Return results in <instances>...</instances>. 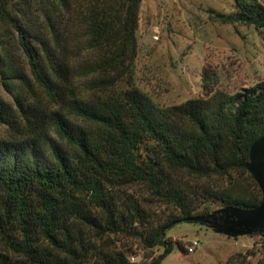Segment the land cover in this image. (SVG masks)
Returning a JSON list of instances; mask_svg holds the SVG:
<instances>
[{
  "label": "trees",
  "instance_id": "1",
  "mask_svg": "<svg viewBox=\"0 0 264 264\" xmlns=\"http://www.w3.org/2000/svg\"><path fill=\"white\" fill-rule=\"evenodd\" d=\"M142 2L0 0V264H161L172 225L261 203L246 165L264 81L230 93L205 71L203 96L156 104L134 85ZM233 2L219 22L264 30L259 0Z\"/></svg>",
  "mask_w": 264,
  "mask_h": 264
},
{
  "label": "rangeland",
  "instance_id": "2",
  "mask_svg": "<svg viewBox=\"0 0 264 264\" xmlns=\"http://www.w3.org/2000/svg\"><path fill=\"white\" fill-rule=\"evenodd\" d=\"M264 6V0H259ZM235 11L233 0H143L137 31L138 53L134 62V85L147 93L156 104L170 106L204 95L201 78L205 71L219 75L223 89L235 93L264 81V30L241 24H223L216 13ZM11 45L20 61L22 53L11 38ZM0 94L8 97L3 89ZM5 133L0 126V135ZM218 183L204 179L199 186ZM130 192L147 197L145 189ZM216 207V206H214ZM171 209L159 203L152 207L154 218H164ZM194 214H200L196 211ZM166 237L173 242L172 251L161 264H226L238 255L247 262L259 264L264 259L261 237L228 236L205 223L182 221L172 225ZM199 246L192 254L186 252L191 241ZM137 256L143 258L135 242L127 241ZM182 247H181V246ZM257 256L248 253L256 251ZM164 251L159 246L151 254ZM0 252H3L0 249Z\"/></svg>",
  "mask_w": 264,
  "mask_h": 264
},
{
  "label": "water",
  "instance_id": "3",
  "mask_svg": "<svg viewBox=\"0 0 264 264\" xmlns=\"http://www.w3.org/2000/svg\"><path fill=\"white\" fill-rule=\"evenodd\" d=\"M246 168L262 192L261 203L256 208L222 209L209 215L192 216L186 221L205 223L216 232L233 237L264 235V136L251 145Z\"/></svg>",
  "mask_w": 264,
  "mask_h": 264
},
{
  "label": "built area",
  "instance_id": "4",
  "mask_svg": "<svg viewBox=\"0 0 264 264\" xmlns=\"http://www.w3.org/2000/svg\"><path fill=\"white\" fill-rule=\"evenodd\" d=\"M199 243L198 241L194 240L188 243V245L186 246V252L188 254H192L196 251V249L198 248Z\"/></svg>",
  "mask_w": 264,
  "mask_h": 264
}]
</instances>
